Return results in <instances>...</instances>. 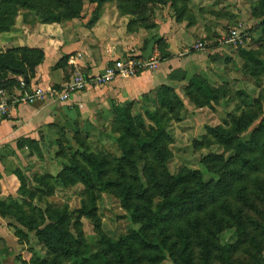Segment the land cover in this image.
<instances>
[{
    "label": "trees",
    "instance_id": "trees-1",
    "mask_svg": "<svg viewBox=\"0 0 264 264\" xmlns=\"http://www.w3.org/2000/svg\"><path fill=\"white\" fill-rule=\"evenodd\" d=\"M105 1L89 0L97 4L89 26L99 20ZM141 1L124 0L128 6H139ZM82 7V0H0V32L13 23V11L27 10L42 23H56L82 18ZM254 15L261 19L257 27L263 34L256 41L264 47V0H259ZM180 17H176L178 21ZM132 25L133 21L130 30ZM241 52L247 59V72L263 85L264 58L255 50ZM164 53V58L169 56ZM44 58L43 50L28 47L1 53L0 89L19 88L22 83L29 86ZM66 62L64 58L57 66L64 67ZM168 79L170 84L160 86L153 98L145 97L144 115L133 112L134 102L115 104L112 134L119 154L92 149L86 137L80 140L76 136L80 147L73 156L68 155V163L57 175L35 173L28 177L15 170L19 196L0 198V215L26 229L14 226L21 244L34 232L47 249L45 257L22 264H264V100L257 98L239 116L207 126L203 139L194 141L196 150L212 144L222 147V152L201 158L214 177L207 179L203 170L187 165L172 172L174 137L168 127L173 120H181L185 107L177 89L185 83L186 98L198 107L210 108L218 105L219 89L182 68L173 69ZM43 139L23 138L18 148L27 147L44 159ZM55 144L60 147L58 154L66 157L62 141ZM77 184L83 185L86 199L75 211L33 204L36 199L53 196L57 186ZM103 193L118 198L138 227L118 239L106 235L97 213V199ZM82 217L94 224L95 244L85 235ZM229 230L233 234L223 242L222 235Z\"/></svg>",
    "mask_w": 264,
    "mask_h": 264
},
{
    "label": "rangeland",
    "instance_id": "rangeland-1",
    "mask_svg": "<svg viewBox=\"0 0 264 264\" xmlns=\"http://www.w3.org/2000/svg\"><path fill=\"white\" fill-rule=\"evenodd\" d=\"M167 1L166 3H161L153 0H142L139 6H128L124 0H106L101 6L99 20L106 13H116L119 17L128 19L127 31L133 34L142 30L150 31L156 29L157 22L160 19L165 22L174 19L181 26V32L195 34L193 38L186 36L185 39L188 42L180 46L182 51L188 50L187 55L182 56V58H191L187 62L186 67L189 74H199L219 89V101L216 108L198 107L186 98L182 87L177 89V93L184 101L185 107L181 120H173L168 127V131L174 137V143L171 145L173 157L170 161V168L172 172H176L182 165H187L191 168L203 170L205 177L209 179L214 177V175L209 173L201 163V158L209 153H220L223 149L219 144H212L196 150L193 146L194 141L203 139L207 126L222 124L224 119L229 118V116H239L257 98L264 100V81L263 85H259L257 80L247 72V59L241 52V49L255 50L258 52L259 57L264 58V47L256 41L263 37L261 29L257 27L261 19L254 15V10L259 0H175L174 3H171L170 0ZM82 2V13H86L90 22L97 4H91L89 0H82ZM180 14L181 20L178 21L176 17ZM19 18H22L23 24L27 25L35 24L39 20L33 12L27 10L13 11V23L8 27V30L0 32V54L21 48L13 44L15 36H18L16 34H18L19 30ZM132 21L134 25H132L130 30L128 25ZM176 23L174 24L175 26ZM148 25L154 26L153 28H146ZM172 29L174 32V26ZM232 32H236L240 36V41L237 45L224 41V38H227ZM157 40L162 41L158 43ZM146 42L148 44L145 48ZM199 42L204 43L205 47L198 49L197 45ZM156 48H160L157 56L160 64L164 59L161 53L168 52L169 56H171L168 50L169 44L163 37L156 35L145 39L143 48L145 52H153ZM21 79V77L18 78L19 81ZM20 85L19 88L22 89L20 91L16 87L11 90L0 89V91L3 90L7 95L13 96L28 90V86L25 84L22 83ZM8 91L14 92L8 93ZM142 105V103L141 106L134 104L133 112L144 115L145 111L142 109ZM102 120V124L97 122L94 125L84 122L85 125L77 123L67 126L68 130L61 134V141L67 156L58 154L60 151L58 145H47L48 154L46 160L35 159V156L28 158L31 176L35 172L46 171L52 175H57L63 166L68 163V155L73 156V152L80 147L76 136H79L80 140L86 137L85 140L92 149L105 148L119 154L112 134L114 115L111 118L103 117ZM147 122L148 124L150 123L148 120ZM257 123L258 121L250 130ZM78 130L80 135L76 134ZM83 191L84 187L82 184L71 187L57 186L53 196L44 198L45 200L41 201L36 199L33 204L40 207L53 204L60 208L65 207L75 211L81 208L83 200L86 199ZM17 196H19L18 192L12 197ZM97 213L103 232L113 239L120 238L132 227H138L132 223L128 212L122 207L119 199L111 194L103 193L98 197ZM9 219L12 220L11 226L14 227L16 225L26 230L14 219ZM81 220L85 235L90 242L95 244L97 235L94 224L86 217H82ZM232 234V230L225 232L222 235V241L227 242L230 240ZM28 235L29 240L27 241L26 239V242L24 241L22 251L18 255L20 260L15 259L16 264H22L24 261L29 263L38 256L45 257L47 255L46 247L38 240L35 233L31 232ZM241 260L247 262L246 258H241ZM248 260L251 261L250 258ZM62 264L72 263L64 262ZM164 264H171V262L166 261Z\"/></svg>",
    "mask_w": 264,
    "mask_h": 264
},
{
    "label": "crops",
    "instance_id": "crops-1",
    "mask_svg": "<svg viewBox=\"0 0 264 264\" xmlns=\"http://www.w3.org/2000/svg\"><path fill=\"white\" fill-rule=\"evenodd\" d=\"M82 16L70 21H37L29 25L23 24L22 18H19L18 36H15L13 44L16 47L41 49L45 53V58L37 67L36 76L28 89L63 85L71 78L74 62L85 73L98 74L109 63L124 57L132 50L142 59L157 57L158 48L153 52L143 50L145 39L156 35L163 37L169 44L171 56L164 58L156 71H143L128 79L118 78L104 87L89 88L76 93L66 102L19 104L12 108L10 115L0 120V198L15 196L20 187L15 170L20 169L30 177L32 173L28 158L35 156V159H39L27 147L18 148L19 140H40L44 137L40 142L44 159L39 160H46V146H56L55 141L62 139L61 134L68 130L67 126L77 123L85 125L84 122L102 124L103 117L111 118L114 115L115 104L134 102L141 106L146 96L153 98L160 86L170 84L168 75L173 69L187 70V62L191 58H182L187 55L188 50L182 51L180 46L188 42L186 36L193 38L195 34L181 32V26L174 19L167 22L160 19L156 29L131 34L127 31L128 19L119 17L116 13H106L93 26H89L86 13H82ZM64 58H67L64 67H58V63ZM184 84L178 85L179 88ZM35 173L51 174L47 171ZM10 223L12 220L0 215V264H16L15 259L24 246L18 242L15 229Z\"/></svg>",
    "mask_w": 264,
    "mask_h": 264
},
{
    "label": "built area",
    "instance_id": "built-area-1",
    "mask_svg": "<svg viewBox=\"0 0 264 264\" xmlns=\"http://www.w3.org/2000/svg\"><path fill=\"white\" fill-rule=\"evenodd\" d=\"M224 41L237 45L240 36L232 32ZM242 42V41H241ZM205 44L199 42L198 49L204 48ZM74 70L71 78L60 86L43 88L36 86L21 92L17 95H7L3 90L0 91V120L8 117L12 108L19 104L32 105L38 102H66L76 93L83 92L89 88H101L114 80L128 79L138 76L143 71H156L160 67V61L155 56L142 59L132 50L124 57L109 63L103 72L98 74H87L74 62Z\"/></svg>",
    "mask_w": 264,
    "mask_h": 264
}]
</instances>
